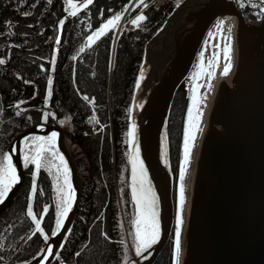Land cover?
Listing matches in <instances>:
<instances>
[{
    "label": "trees",
    "instance_id": "obj_1",
    "mask_svg": "<svg viewBox=\"0 0 264 264\" xmlns=\"http://www.w3.org/2000/svg\"><path fill=\"white\" fill-rule=\"evenodd\" d=\"M73 1L79 8L75 17L66 0H0V60L4 61L0 64V157L8 153L17 131L37 123L62 124L71 142L85 154L89 171L73 222L49 264H126L135 244L132 221L136 207L127 143L134 93L146 43L182 0H169L159 9L147 8V19L139 28L122 30L114 49V29L91 46L86 39L105 20L120 13L129 0H93L87 8L83 7L87 0ZM243 3L246 6L240 5L241 11L249 20L262 17L258 15L264 6L260 0ZM25 12L30 15H23ZM184 85L185 81L178 89L183 91ZM177 155L173 147L172 158ZM34 171V165L24 167L22 188L0 213V264L33 260L55 230L58 195L54 173L41 169L33 197ZM29 204L41 219L44 233L36 232L35 222L27 215ZM45 205L47 213L43 212ZM13 216L16 223L8 225ZM15 232L16 241L11 238ZM40 234L42 238L36 241ZM44 235L49 237L47 241ZM165 250L166 246L154 264L163 262ZM167 264H172V258Z\"/></svg>",
    "mask_w": 264,
    "mask_h": 264
},
{
    "label": "water",
    "instance_id": "obj_2",
    "mask_svg": "<svg viewBox=\"0 0 264 264\" xmlns=\"http://www.w3.org/2000/svg\"><path fill=\"white\" fill-rule=\"evenodd\" d=\"M220 17L237 19L233 36L237 56L215 95L199 150L179 264H264V17L249 20L233 0H182L146 43L131 120L136 122L140 155L159 196L161 238L142 264L155 263L173 232L175 182L169 149L165 163L161 141L165 144L175 94L209 28ZM147 93L136 117L137 101ZM52 132L58 133L57 146L68 161L75 201L60 232L51 235L43 252L26 264L53 260L73 222L86 176L85 172L81 178L77 154L72 153L75 144L69 146L62 124L37 123L17 131L8 154L12 153L21 180L0 203V213L23 183L22 140Z\"/></svg>",
    "mask_w": 264,
    "mask_h": 264
},
{
    "label": "snow or ice",
    "instance_id": "obj_3",
    "mask_svg": "<svg viewBox=\"0 0 264 264\" xmlns=\"http://www.w3.org/2000/svg\"><path fill=\"white\" fill-rule=\"evenodd\" d=\"M68 7L71 9L70 15L75 17L79 8L72 3V0H66ZM93 0H87L83 5L87 8L91 5ZM139 5L147 7L144 0H139ZM138 5V6H139ZM260 5H264V0H260ZM260 5L252 4V7ZM179 6V3L177 4ZM246 6L243 2L241 7ZM127 9H125L126 11ZM264 14V7H260V13ZM23 15L27 16L30 13L25 12ZM123 16V12L115 14L112 18L108 19L99 29L88 36L89 44H93L101 36L105 35L110 29H116L119 26V21ZM147 17L143 13L137 15L131 20V23L137 28L140 27L141 22L146 20ZM11 23V22H9ZM64 21H60L63 26ZM225 20L220 19L216 25V33H209V36L215 39L218 34L221 43H214L212 47L216 49L212 52L211 57L205 63L204 52L200 53L199 64L197 71L193 74L194 86L191 89L192 95L190 97L191 104L187 109L186 126L183 131L182 137V160L178 165L177 174V200H176V213H175V228H174V251L176 262L179 264V256L182 246V229L185 224V205H186V178L190 170L192 154L195 148L197 135L201 130L202 120V105L205 103L207 93H201L200 89L207 87L212 88L211 81L216 75L215 69L219 66L221 58L224 61L223 75L227 76L233 67L232 54H233V36L231 35L232 29H227L225 35ZM205 50H207V41L205 42ZM80 51H84L83 48ZM4 61L0 60V64ZM144 73L141 71L140 80H143ZM203 79L205 83H199ZM51 83L49 80L48 96L51 97ZM139 88V82L137 83ZM85 100L89 98L84 97ZM142 106V105H141ZM131 111V109L129 110ZM44 120L48 119V114L44 113ZM95 120V117L91 118ZM98 122V121H97ZM63 123V121H61ZM43 127V125H41ZM129 140L127 143L130 145L129 160L131 163V196L136 207L135 219L132 224L135 227V252L137 256H141L145 251L151 249L161 238V220H160V202L151 180L148 177L147 169L144 161L140 155V147L137 140V125L133 120L130 129L127 133ZM29 140L31 141L29 143ZM58 133L52 132L48 136H33L25 137V152L23 155V166L27 168L29 165H34L35 171L33 173V182L31 184V194L35 197L37 193L36 177H38L41 169H46L50 174L54 173L53 179L56 183V192L58 200L56 203V220L55 230L52 235H57L64 225V221L68 217L69 212L72 210L75 201V190L72 186L71 170L68 161L64 154L60 152L57 146ZM168 145L167 138L165 137L164 156L165 163H167ZM20 176L18 174L17 165L13 162L11 154L5 153L0 157V203H3L8 194L12 191L13 187L20 183ZM48 206L45 205L43 212L47 213ZM27 215L35 222L36 232L43 233L44 229L41 227V219L33 212L31 204L27 207ZM35 235V233H33ZM44 240L47 241L49 237L44 235ZM48 255L51 256L52 249H47ZM79 255V253H77ZM127 264V262H126Z\"/></svg>",
    "mask_w": 264,
    "mask_h": 264
},
{
    "label": "rangeland",
    "instance_id": "obj_4",
    "mask_svg": "<svg viewBox=\"0 0 264 264\" xmlns=\"http://www.w3.org/2000/svg\"><path fill=\"white\" fill-rule=\"evenodd\" d=\"M72 3L76 5V2L75 1H73ZM220 19H222V18L220 17L217 20H215V22L209 28V30H208V32H207V34L205 36L204 44L201 47V49L199 50V53H198V55L196 57V60L194 62V65H193V67L191 69V72H190L189 76L185 80V85H184L183 91H182L181 88L177 90V92L175 94V97H174V100H173L172 108L170 110V115H169L168 124H167V145H168V149H169V157H170V160H171L170 161L171 170L173 172V177H174V182H175L174 183L175 211H176V200H177V182H176L177 181V178L176 177H177V174H178V165H179L180 161L182 160V137H183L184 128L186 126L187 109H188V107L191 104V99H190V97L192 95L191 89H192V87L195 84V82L193 81L192 77H193V74L197 71V65L199 64L200 53L202 51L204 52L205 63H207V60L211 57L212 52L216 50V49H214L212 47V45L215 42L216 43H220L219 41H221L220 40V36L218 34L215 36L217 38H215L214 40H213V38H211L209 36V33L210 32L216 33V25H217L218 20H220ZM97 29H99V28H97ZM96 30H94L93 32H95ZM206 41H207V50H205V42ZM91 45L92 44H89L88 39H87V46H91ZM199 83H202L203 84V83H205V81L203 79H201L199 81ZM208 90L209 89L207 87H204V88H201L200 89V92L203 94V93H207ZM183 115H184V117L182 119V116ZM180 116H181V118H180ZM206 128H207V126H206ZM204 134H205V131H204ZM29 137H30V135H29ZM30 142L31 141L29 140V143ZM72 144L73 143L71 142V147H72ZM74 147H76L77 149L79 148L78 149V152H76V154L78 156H81L82 155V158L79 159L81 161V162H79V164H82L83 166L80 167V169L81 170H84L86 172V177H87L88 176V171H89L88 160H87L86 156H84V153H81L82 152V149L77 144H75ZM74 147H73V151H74ZM173 147H176V151H178V155H177V157L175 159L172 158V150H173ZM21 149H22L21 152H22V156H23L24 155V152H25L24 139L22 140ZM179 149L181 151H179ZM175 160H180V161L177 162ZM130 167H131V165H130ZM21 188H22V185L19 188L18 192L20 191ZM12 201L10 202V204L12 203ZM10 204H8L7 207ZM14 218H16V216H13V218H12L13 220H11L10 222H8V225L16 223L15 220H14ZM174 228H175V226H173V232H172L171 238L169 239V241L166 244V250H165V253H164V258H163V262L161 264H167V261L169 260V258H172V264H174V257H175L174 256V253H175V251H174ZM17 234H18V232L17 233L16 232L14 233V235H15L16 238H14V235H13V237H11L15 241L18 239L17 238ZM41 238H42V235L40 234V236L39 235L37 236L36 241H38ZM130 245H131V243H130ZM9 246L12 247L13 252L16 250L15 249V245L10 244ZM131 252H132L131 258H133L134 256H137L136 255V252H135V244H134V246L131 247ZM129 261H128V263H129Z\"/></svg>",
    "mask_w": 264,
    "mask_h": 264
},
{
    "label": "bare ground",
    "instance_id": "obj_5",
    "mask_svg": "<svg viewBox=\"0 0 264 264\" xmlns=\"http://www.w3.org/2000/svg\"><path fill=\"white\" fill-rule=\"evenodd\" d=\"M222 19L225 20V26H224L225 27V35L228 34L227 33V29L231 28L232 29L231 35L234 36V30H235V26H236V23H237V19L236 18H231V17H226V18L222 17ZM107 20H105L102 23V25L104 23H106ZM92 34H93V32L91 34H89V36L92 35ZM215 38H217V37H215ZM87 39H88V37H87ZM219 42L221 43V41H219ZM235 56H237V47L233 43L232 64L236 60ZM223 67H224V61H223V58H221L219 66L215 69L216 75L211 81L212 88L207 91V98H206V101H205L204 105L202 106L203 115H202V120H201V130H200V132L197 135V139H196V142H195V148H194V151H193V154H192V161H191L190 170L188 171L187 178H186V197H187V200H186L185 213H184V215H185V224H184L183 229H182V238L181 239H183V236H184V233H185V230H186V226H187V219H188L190 203H191V196H192V190H193V183H194V175H195V169H196V164H197V158H198L200 146H201V143H202V140H203V137H204L203 136L204 135V131H206L205 130V129H207L206 126H208L207 124L209 123L208 121H209V116H210V111H211V108H212V104H213L215 95H216V93H217V91H218V89H219V87L221 85L222 78L224 76L223 75ZM147 70H148V67L145 68V71L143 73L145 74ZM141 82H142V80H140V83ZM148 94L149 93H147V95L145 97H144V94H143V96L139 97V99L137 101L138 104H137V108H136L137 109L136 117L138 116L139 112L142 110V107H143V105H144V103H145V101L147 99ZM58 139H59V135H58ZM137 140H138V138H137ZM13 146H15V145H13ZM69 146L71 147V144H69ZM14 148L15 147H13V151L15 150ZM70 150H71V148H70ZM74 151L78 152V149L76 147H74ZM161 152H162V155H163L164 154V142H163V140L161 141ZM9 154L12 155L11 152ZM77 157H80V156L77 155ZM13 162H14V160H13ZM18 174H19V172H18ZM82 175L83 176L85 175V171L84 170H81V178H82ZM149 179H150V177H149ZM73 188L75 190V195H76V187H73ZM174 226H175V222H174ZM150 250L151 249L145 251L141 255L140 258L132 261V264H142V262L147 258ZM174 256H175V253H174ZM179 263H180V256H179ZM174 264H177L176 257H174Z\"/></svg>",
    "mask_w": 264,
    "mask_h": 264
},
{
    "label": "built area",
    "instance_id": "obj_6",
    "mask_svg": "<svg viewBox=\"0 0 264 264\" xmlns=\"http://www.w3.org/2000/svg\"><path fill=\"white\" fill-rule=\"evenodd\" d=\"M237 3H241L243 0H234ZM168 0H144V3L147 4V7L139 5V0H130L127 4L126 11L123 13V22L130 16V18L124 24L125 28L136 27L131 23V20L134 19L137 15L141 14L145 9L149 7L161 8L167 4ZM139 5V6H138ZM142 6V7H141ZM140 7V9H138ZM132 12H134L132 14Z\"/></svg>",
    "mask_w": 264,
    "mask_h": 264
},
{
    "label": "flooded vegetation",
    "instance_id": "obj_7",
    "mask_svg": "<svg viewBox=\"0 0 264 264\" xmlns=\"http://www.w3.org/2000/svg\"><path fill=\"white\" fill-rule=\"evenodd\" d=\"M203 44H204V41H203V43L201 44V47L203 46ZM201 47H200V49H201Z\"/></svg>",
    "mask_w": 264,
    "mask_h": 264
}]
</instances>
